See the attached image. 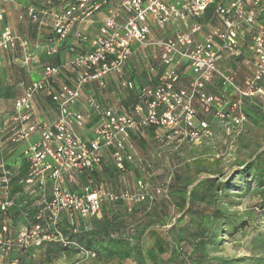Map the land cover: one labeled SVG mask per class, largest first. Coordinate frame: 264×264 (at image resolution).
I'll list each match as a JSON object with an SVG mask.
<instances>
[{"label": "built area", "instance_id": "built-area-1", "mask_svg": "<svg viewBox=\"0 0 264 264\" xmlns=\"http://www.w3.org/2000/svg\"><path fill=\"white\" fill-rule=\"evenodd\" d=\"M9 6L18 21L48 28L45 55L63 47L68 57L40 65L39 78L25 83L0 125L4 140L27 142L19 182L34 205L33 221L12 236L2 223L0 254L52 239L66 243L60 221L94 217L108 195L88 182L80 191L71 186L93 172L105 153L119 171L140 161L136 133L154 129L175 147L212 141L213 126L235 138L247 121L245 101L264 97V23L256 21L264 0H0V51L21 52L28 65L29 41L6 20ZM87 25L95 27L88 31ZM135 58L145 74L138 79L129 75ZM239 63L248 70L240 77ZM112 78L135 95L128 106L84 94L91 85L106 89ZM38 94L53 104L51 119L37 114ZM88 113L94 115L90 127ZM11 178L1 163V214L14 205Z\"/></svg>", "mask_w": 264, "mask_h": 264}, {"label": "rangeland", "instance_id": "rangeland-1", "mask_svg": "<svg viewBox=\"0 0 264 264\" xmlns=\"http://www.w3.org/2000/svg\"><path fill=\"white\" fill-rule=\"evenodd\" d=\"M139 61L133 60L129 74L137 79L145 76L136 67ZM236 65L239 77L248 73ZM30 76L37 80L38 71L31 69ZM92 91L102 102L129 105L131 92L117 83ZM247 113L244 134L235 138L213 126L212 141L175 147L160 141L154 129L136 133L133 145L140 161L119 171L107 154L100 168L81 174L71 186L80 191L88 182L108 195L94 217H72L73 234L61 232L69 246L51 241L41 248L0 254V264L16 258V264H264V182L252 165L264 161V97L250 101ZM1 148L0 161L12 167L9 149ZM19 184L9 185L15 202ZM14 207L0 213V227L6 222L11 236L33 221L16 214Z\"/></svg>", "mask_w": 264, "mask_h": 264}, {"label": "crops", "instance_id": "crops-1", "mask_svg": "<svg viewBox=\"0 0 264 264\" xmlns=\"http://www.w3.org/2000/svg\"><path fill=\"white\" fill-rule=\"evenodd\" d=\"M16 10L13 6L8 7V15L7 21L11 23L12 27L23 37H25L29 41V54L32 55V59L30 60L28 65H25L21 62L23 54L21 52H11V51H0V125H3L8 118V113L12 109L13 100L22 94L23 88L26 82L31 79L29 69H34V71H38L39 66L43 63H59L68 57V52L66 48H61L59 52L52 56H47L43 52V44L46 39L48 28L46 26H39L32 23H24L20 22L16 19ZM104 11L97 13V18L100 16H104ZM88 31L93 30L95 25H87ZM8 78H7V77ZM109 86L106 88H110L113 85H116V79L112 78ZM93 89L101 90L97 88L95 85L87 86L84 90V94L94 92ZM105 90V89H104ZM96 93V92H94ZM8 94L7 100L3 99V96ZM108 103V102H105ZM6 107V108H5ZM35 109L37 114L42 119H51L54 116L53 104L42 94H38L35 100ZM89 122L87 127H90L93 113H88ZM21 143L12 144L6 140H4L0 136V152L2 151L1 145L7 147L10 153V157H8V163L12 166H5L3 161H0V164L3 163L5 168H9L13 175L20 180L26 171V165L21 154V151L18 150V146ZM107 153L104 154L103 161L100 165L96 167L95 170L100 168L105 162V158ZM10 158V160H9ZM13 160V161H12ZM11 161L13 163H11ZM7 162V160H6ZM94 170V171H95Z\"/></svg>", "mask_w": 264, "mask_h": 264}, {"label": "trees", "instance_id": "trees-1", "mask_svg": "<svg viewBox=\"0 0 264 264\" xmlns=\"http://www.w3.org/2000/svg\"><path fill=\"white\" fill-rule=\"evenodd\" d=\"M208 15H211V13L210 12H208ZM256 21L257 22H261V23H264V10H262V11H258V14H257V16H256ZM132 73V72H131ZM132 76V75H131ZM133 77V76H132ZM134 94L133 93H131L130 95H129V99L127 100V104H130L133 100H134ZM254 99H256V98H252V99H249V100H247V101H245V108H244V111H245V113H246V116H247V118L249 117L248 116V113H247V105H248V103L250 102V101H252V100H254ZM245 123H247V121L245 122ZM245 125V124H244ZM244 127H243V131H242V133L239 135V136H242L243 134H244ZM252 165H254V167H255V173H257V175H258V177H259V180H261L262 182H264V161L263 160H261V159H258V160H256V161H253V164ZM18 180V178H16V176H14L13 175V173H12V178H11V182H10V184H14V182L15 181H17ZM18 182H19V180H18ZM20 183V182H19ZM13 189V188H12ZM21 190H23V188H22V184H19V185H17V190L16 191H19V193H20V195L18 196V200L15 202L14 201V204L16 203V205H18V208H15L14 206L15 205H13L12 207H14L15 209H14V212L16 213V214H18L19 216H22L23 218H24V215H23V213L24 212H26L27 214H26V216L28 215V217L29 216H31V214H32V212L34 211V206H33V199H31L30 197H28V195H27V193H25L24 192V190H23V192L21 191ZM14 191V190H13ZM11 196V195H10ZM14 199V198H13ZM26 201H28V202H26ZM24 203H26L25 205H24ZM28 205H30L31 206V208H28V209H26V206H28ZM12 207L11 208H9V210L10 209H12ZM8 210V211H9ZM13 210V209H12ZM21 217V218H22ZM61 222H63V224H61ZM61 224V225H60ZM59 228H60V231L62 232V231H67V232H69V234H73L72 233V231H75L74 229H75V224H71L70 223V220L69 219H67V217L66 218H63L61 221H60V223H59ZM175 225H172V227H174ZM151 226H149V228H150ZM64 238V237H63ZM80 238H82V237H80ZM146 239V234H144L143 236H142V240H145ZM51 241H57L56 243H58V241H59V243L58 244H60V245H62V246H69V244H71V241L67 238L66 239V243L65 242H62V241H60V240H57V239H52V240H49V241H47V242H45V243H43L42 245H40V246H37V248H41V247H43L45 244H47V243H51ZM87 240L85 239L83 242H85V245H87V246H89V242L87 241ZM57 244V245H58ZM36 246H33L32 248H35ZM27 250V248L26 249H23V250H18V251H26ZM18 251H15V252H18ZM16 258V257H15ZM16 260H18L17 258H16Z\"/></svg>", "mask_w": 264, "mask_h": 264}]
</instances>
